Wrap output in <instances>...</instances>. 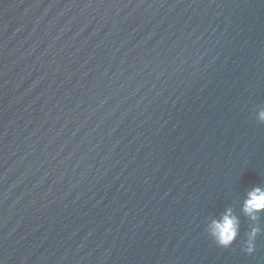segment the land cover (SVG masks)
Returning <instances> with one entry per match:
<instances>
[{
	"label": "water",
	"instance_id": "water-1",
	"mask_svg": "<svg viewBox=\"0 0 264 264\" xmlns=\"http://www.w3.org/2000/svg\"><path fill=\"white\" fill-rule=\"evenodd\" d=\"M0 264H264V0H0Z\"/></svg>",
	"mask_w": 264,
	"mask_h": 264
}]
</instances>
